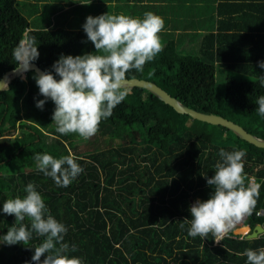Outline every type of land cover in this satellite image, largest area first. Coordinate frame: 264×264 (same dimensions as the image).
<instances>
[{
    "label": "trees",
    "instance_id": "trees-1",
    "mask_svg": "<svg viewBox=\"0 0 264 264\" xmlns=\"http://www.w3.org/2000/svg\"><path fill=\"white\" fill-rule=\"evenodd\" d=\"M26 1L29 8L24 10L23 0H0V79L17 67L13 50L30 37L39 52L33 62L57 80L52 65L61 54H98L83 27L58 26L65 14L60 4L52 10L53 0ZM221 1L230 7L221 9L218 2L214 8L233 30L209 29L197 51L178 50L169 41L143 72L131 70L126 76L153 81L188 107L221 115L264 138V116L256 103L264 96V70L258 66L264 61V0ZM43 2L49 8L41 13L38 3ZM201 2L213 8L211 0ZM54 11L60 12L52 17ZM221 69L226 75L216 80ZM236 73L246 77L236 79ZM34 75L29 70L0 91V134L10 131L0 138V237L15 223L14 216L3 213V203L24 198V189L32 183L48 213L67 228L63 242L77 250L66 254L82 264H247L239 253L264 248V234L253 239L230 231L217 242L211 233L207 238L190 237V225L184 222L191 219L194 200L205 201L213 191L205 177L214 175L223 149L245 150V184L251 176L260 184L246 224L253 228L264 223L263 217H256L264 206V148L227 127L178 113L138 86L127 87L129 95L100 122L93 137L75 143L78 134L56 131L50 99L42 110L36 107L45 98ZM19 128L29 136L11 138ZM44 153L54 158L71 154L83 171L69 186L60 187L36 169L34 157ZM23 223L30 228L27 218ZM43 239L33 233L25 245L0 243V264H34L32 248Z\"/></svg>",
    "mask_w": 264,
    "mask_h": 264
},
{
    "label": "clouds",
    "instance_id": "clouds-1",
    "mask_svg": "<svg viewBox=\"0 0 264 264\" xmlns=\"http://www.w3.org/2000/svg\"><path fill=\"white\" fill-rule=\"evenodd\" d=\"M82 27L98 54L75 57L61 54L52 65L59 80L48 71L34 75L33 79L39 94L45 98L37 101L36 107L42 110L48 99L55 105L52 121L56 131L61 135L75 133L87 140L97 133L100 122L110 117L113 109L129 95L130 90L124 86L126 74L131 70L143 72V66L162 51L159 33L164 28V20L152 12H145L142 19L107 12L86 17ZM13 56L17 70L29 71L31 62L39 57L35 38L22 40L13 50ZM258 66L264 70V61L258 62ZM261 83L264 84V78ZM256 103L258 114L264 116V96ZM219 155L221 162L215 165L214 175L205 177L213 191L207 200L195 201L189 209L191 219H184L190 225V237L207 238L211 233L217 242L251 215L260 189V184L254 181L245 184V150L227 152L221 149ZM34 159L36 169L60 187L69 186L83 171L76 162L77 157L71 154L60 158L47 153L36 154ZM24 191L27 193L24 198L8 199L3 203V213L14 216L15 223L0 237V243L25 245L35 233L44 239L32 248L34 264H82L80 258H70L66 254L77 249L75 245L70 249L63 242L67 228L48 213L35 186L29 183ZM258 210L256 217L264 218L257 215ZM26 218L30 228L23 223ZM257 224L264 228V223ZM245 225L249 228L245 232L247 235L253 228ZM180 227L183 228L184 223ZM239 255L246 256L247 264H264V248L246 249Z\"/></svg>",
    "mask_w": 264,
    "mask_h": 264
},
{
    "label": "crops",
    "instance_id": "crops-1",
    "mask_svg": "<svg viewBox=\"0 0 264 264\" xmlns=\"http://www.w3.org/2000/svg\"><path fill=\"white\" fill-rule=\"evenodd\" d=\"M61 2L65 21L74 27H82L88 16L96 17L107 12L119 14L118 10L122 6L125 7L126 15L141 19L145 12H152L164 20V28L159 33L161 44L172 41L176 49L182 51H197L201 48L203 36L209 29L215 32L218 28L223 33L234 29L230 23L220 21V17L226 16L218 14L214 8L215 6L218 8L223 2L221 0H211L212 9L206 8V4L201 0H61ZM90 2L95 3L96 8L89 6ZM77 7L82 10L78 11ZM229 7L227 4L219 6L221 9ZM234 26L240 28L235 24ZM261 234H264L263 227Z\"/></svg>",
    "mask_w": 264,
    "mask_h": 264
},
{
    "label": "water",
    "instance_id": "water-1",
    "mask_svg": "<svg viewBox=\"0 0 264 264\" xmlns=\"http://www.w3.org/2000/svg\"><path fill=\"white\" fill-rule=\"evenodd\" d=\"M29 70H33L37 75L39 73L45 72L34 62H31ZM24 74L25 72L23 73L20 72L19 70H17V67L7 70L0 79V91L7 90L9 88L10 82L14 78L18 76H24ZM124 86L125 87H133V86L142 87L148 90L149 92L153 93L164 103L170 105L176 112L181 113V114H187L194 119L204 121V122H207L213 125H221V126L227 127L228 129L233 131L239 138L249 143H252L257 147L264 148V138L248 132L240 124L232 120H229L221 115L214 114V113H203L191 107H188L187 105L182 103L176 97L169 94L165 89H163L162 87H160L158 84H156L153 81L143 79V78L131 77V78H126L124 82ZM261 232H262V226L259 224H256L251 230V232L246 235V237L256 238L258 237L259 234H261Z\"/></svg>",
    "mask_w": 264,
    "mask_h": 264
},
{
    "label": "rangeland",
    "instance_id": "rangeland-1",
    "mask_svg": "<svg viewBox=\"0 0 264 264\" xmlns=\"http://www.w3.org/2000/svg\"><path fill=\"white\" fill-rule=\"evenodd\" d=\"M24 1V5L23 4H20V7L22 8V9H24V10H26V8H29V5H28V3H27V1L26 0H23ZM53 2V8H52V10H57L56 8H58L59 7V4H60V7H61V5H63V2H61V0H53L52 1ZM47 3H51V1L50 0H47ZM47 3H45V2H43V4L42 3H38V8H39V10L41 11V13L43 12V11H45V8H49V7H47ZM120 4H122V3H120ZM23 5V6H22ZM24 6H25V8H24ZM89 6H91L92 8H96V4L95 3H92V2H90V4H89ZM62 8V7H61ZM66 8V7H65ZM124 6H122V7H120V9L118 10V12H119V14H125L126 15V13L124 12ZM77 10L78 11H81L82 9L80 8V7H77ZM61 11H64L63 9L61 10ZM54 12H56V11H54ZM60 11H58V12H56V13H54L53 15H52V17L55 15V14H58ZM23 13H25L24 11H23ZM51 13V12H50ZM41 15V14H40ZM64 16H65V14L64 15H62L61 17V20H62V22H58V26H63V27H69L70 26V24L68 23V21H65V18H64ZM50 19H52V18H50ZM34 21V20H33ZM45 23H47L46 21H45ZM44 22H41L40 24H45ZM78 28V27H77ZM80 28H82V27H80ZM220 68H222V67H220ZM221 71H222V69H221ZM225 75H226V70H224V71H222L221 72V74H217L216 75V80H219L222 76L223 77H225ZM233 75V77L234 78H236V79H244L245 77H246V75H241V74H232ZM218 87H223V85H222V83H220V82H218ZM9 132L10 131H5L4 133H2V134H0V138H2L3 137V135H5V134H9ZM23 135H27V136H29L28 135V131L27 130H25V129H17L16 131H14L13 133H11V138H13V137H22ZM45 136H46V134H45ZM5 137V136H4ZM93 137V136H92ZM23 138V137H22ZM46 140L47 141H51V139H50V137L48 136V138H46ZM82 141H85V139H83V138H80V139H76V142L75 143H80V144H82L81 142ZM105 145V144H104ZM103 145V146H104ZM198 200V199H197ZM197 200H194V202L193 203H195V201H197ZM245 231H249V228H248V226H246V225H244L243 227H238L237 229H236V233H244ZM254 239V238H253Z\"/></svg>",
    "mask_w": 264,
    "mask_h": 264
},
{
    "label": "built area",
    "instance_id": "built-area-1",
    "mask_svg": "<svg viewBox=\"0 0 264 264\" xmlns=\"http://www.w3.org/2000/svg\"><path fill=\"white\" fill-rule=\"evenodd\" d=\"M249 181H254V182L256 183V181H255V177H253V176L249 177ZM257 215H259V216H264V207L260 208V209L257 211ZM247 218H248V216H246V217H245L240 223L236 224L235 228L232 230L233 233H236V229H237L238 227H243V226L246 224V220H247ZM245 232H246V231H245ZM245 232H244V233H245ZM237 234H243V232H242V233H237Z\"/></svg>",
    "mask_w": 264,
    "mask_h": 264
}]
</instances>
